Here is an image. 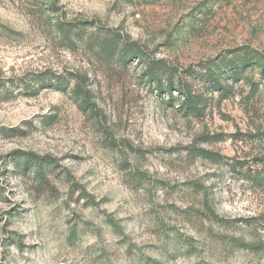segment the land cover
I'll return each mask as SVG.
<instances>
[{"label": "rangeland", "instance_id": "obj_1", "mask_svg": "<svg viewBox=\"0 0 264 264\" xmlns=\"http://www.w3.org/2000/svg\"><path fill=\"white\" fill-rule=\"evenodd\" d=\"M261 55L264 0H0V264H264Z\"/></svg>", "mask_w": 264, "mask_h": 264}, {"label": "trees", "instance_id": "obj_2", "mask_svg": "<svg viewBox=\"0 0 264 264\" xmlns=\"http://www.w3.org/2000/svg\"><path fill=\"white\" fill-rule=\"evenodd\" d=\"M85 25H87L85 22H77L75 24H69L65 22H61V26H67L70 29H82ZM118 47L120 49L121 54L125 57V60L136 58V59H143L144 53L141 50V48L138 46L136 42L129 41V40H123L122 38L118 42ZM258 57V58H257ZM255 57L256 60L262 61V72L264 73V55ZM151 66L148 69V75L151 76V79L156 82L155 89L158 93L165 94V97L167 98V101L174 105V107L180 111L183 115H196L197 112L200 111L199 109V99L200 95L195 92L193 87L186 82L176 80V73L174 71L175 68H166L167 76L162 81V77L158 70L155 69L156 64H164V61H151ZM58 78V77H57ZM77 78V85L75 86L76 93L80 94L83 98V100H87L90 103L91 106V112L94 111L92 108V103L90 102V90L85 86L84 78L81 79L80 76H76ZM61 85V80L55 79L52 80L49 84V86L59 88ZM196 153H201L202 156L205 157H211L212 152L208 150L203 149H197L194 151ZM211 216L215 219L218 218V216L215 213H212ZM244 247L248 249H253L257 251L264 250V241L258 242V243H245L240 242Z\"/></svg>", "mask_w": 264, "mask_h": 264}]
</instances>
